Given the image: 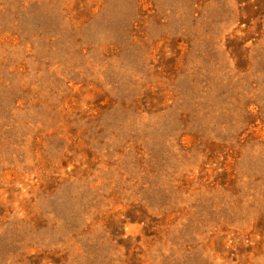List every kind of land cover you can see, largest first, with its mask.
<instances>
[{
	"label": "rangeland",
	"instance_id": "374dc122",
	"mask_svg": "<svg viewBox=\"0 0 264 264\" xmlns=\"http://www.w3.org/2000/svg\"><path fill=\"white\" fill-rule=\"evenodd\" d=\"M0 264H264V0H0Z\"/></svg>",
	"mask_w": 264,
	"mask_h": 264
}]
</instances>
